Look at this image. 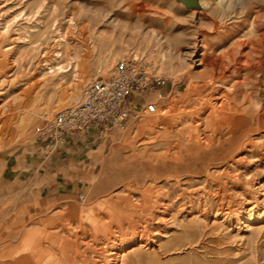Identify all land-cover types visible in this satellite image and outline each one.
I'll list each match as a JSON object with an SVG mask.
<instances>
[{
  "label": "rangeland",
  "instance_id": "rangeland-1",
  "mask_svg": "<svg viewBox=\"0 0 264 264\" xmlns=\"http://www.w3.org/2000/svg\"><path fill=\"white\" fill-rule=\"evenodd\" d=\"M194 5L0 0V264H113L112 251L149 237L156 242L141 251L154 249L158 258L144 256L138 264H194L192 257L206 264H264V219L246 212L248 200L255 201L252 190L264 184V125L249 119L264 111V0ZM213 19L237 26L247 41L249 68L226 78L247 118L234 133L224 124H203L197 139L189 137L190 120L204 123L212 109L206 99L224 90L202 89L208 62L241 41L223 44ZM123 56L140 57L169 79L173 94L159 101L156 115L130 121L83 151L43 154L33 130L81 102L91 81L110 74ZM220 209L231 211L221 225ZM193 213L205 218L195 242L182 234ZM157 216L166 220L158 223ZM154 228L159 235H152ZM176 234L181 237L169 242Z\"/></svg>",
  "mask_w": 264,
  "mask_h": 264
},
{
  "label": "built area",
  "instance_id": "built-area-1",
  "mask_svg": "<svg viewBox=\"0 0 264 264\" xmlns=\"http://www.w3.org/2000/svg\"><path fill=\"white\" fill-rule=\"evenodd\" d=\"M169 85L144 59L123 56L110 74L91 81L81 102L43 120L33 130V141L48 157L77 138L108 141L128 122L156 115L159 101L173 94Z\"/></svg>",
  "mask_w": 264,
  "mask_h": 264
},
{
  "label": "bare ground",
  "instance_id": "bare-ground-1",
  "mask_svg": "<svg viewBox=\"0 0 264 264\" xmlns=\"http://www.w3.org/2000/svg\"><path fill=\"white\" fill-rule=\"evenodd\" d=\"M195 1L196 0H182L183 4L191 5V6L192 5L195 6L194 5ZM251 2H253V1H251ZM252 4H254V3H251L250 5H252ZM138 7L141 8L142 5L138 4ZM133 10L136 11L135 8H133ZM250 14H251V10L250 9L248 11L244 12V15L242 16V18H243L242 22H245ZM259 17H260L259 14L254 15V19H253L254 22H257ZM218 23H216V21L214 19L212 20L213 30H217L218 28L221 27ZM221 28H222L221 30L217 31V35H218L217 38H219L218 40H220L223 44H226L228 40H232V39H234V37H237V36H239L241 41H239L238 43H236L234 45L232 44L233 46L236 47L235 49H233V50L231 49V50H228L226 52L225 49L227 47H225V49H224L225 53H223V54L221 53V55H219L217 58H212L213 60L209 59L210 61L208 62V65L211 66L212 68L209 67L211 69L208 70L203 75L204 83L202 85V89H206V90L207 89H213V90L215 89L216 91L217 90L219 91V87H220V88H224V90H222V92L220 91L216 95H211V96H209L206 99V104L212 105V106H210V107H212V109H211V111H209L208 114H206L207 116H206V120L204 121V123L202 121H200V120L199 121L198 120L197 121L196 120H192V119L190 120V122H189L190 123V125H189L190 126L189 137H191L192 134L195 133L194 137H196L198 139L197 135H198V133L200 131L201 126L203 124H207L208 122H210L209 126H211L212 129L224 124L226 126V128H227V131L229 133H234V131L236 129V126H238L239 123L245 121V119L247 118V115H246L245 111L244 110H240L237 107V105L234 104V101H233L234 99L231 98L229 90L230 89L231 90L234 89L233 88L234 86L229 85L228 82L226 81V78L228 77V73H230V71L240 73L241 71L246 70L247 68H249L250 63H249V61L247 59L246 54L244 55V52H243V49H244L243 47L247 43V41L245 42L243 40V42H242V37H244V36H243V34L240 35L241 31L239 30V28L237 26L233 25V27H231V28L228 27V26H224V27H221ZM204 34L207 35V32H204ZM249 45L251 46L250 43H249ZM257 49H259V48H257ZM236 50H237V52H236ZM45 65H47L50 73L54 72L53 67H52V65L50 63L46 62ZM79 65L80 64H78V61H77V64H74V66H73L74 71H78L79 70ZM62 70H63V68L61 67L60 71H62ZM229 79H231V78H229ZM239 82H241V81H239ZM229 83H230V81H229ZM243 86H244V83H243ZM240 87H241V85H240ZM189 91H191V90H189ZM210 94H212V93H210ZM213 98L215 100L218 99L219 101L216 102V103L215 102L212 103L211 100ZM249 119L251 120L250 125L252 123H255V125H261V126L264 125V111L262 113H259V114L255 115V116L252 115L251 117H249ZM205 139H206V136H205ZM205 139L203 141H205ZM189 142L192 143V141H189ZM194 142L197 145L199 144L196 141H194ZM161 144L162 145L163 144L166 145V144H168V142H165V141L162 142L161 141ZM192 144L189 145L190 148H192V146L194 145V144L193 145ZM207 144H209V143H207ZM192 156H196V155L193 154ZM252 191H251L252 194H254L256 196H253V197L251 196L249 198V199H254L255 200L254 202H251V200L250 201L248 200V202H247V204L249 205L246 208V212L248 213L247 216L251 219L253 215L257 214L258 215V217H257L258 219L257 220L261 221V220L264 219V211H262V213H258V212H259V207L264 205V184H261V185H258L257 187H254V189ZM230 212H229V209H227V210H224V209L221 210L220 209L217 212H215L218 215H221L222 217H224L223 220L219 222L220 225H221V223H223L224 220L229 218ZM189 218H190V220L186 223V225H184V231H182V234H185V235H187L189 237H192L193 238L192 241L195 242V240L198 239V237L200 235V231H201V229H202V227L204 225V219L205 218L203 219V218L199 217L195 213L191 214V216ZM157 219L159 220V221H157L158 223L166 220L165 218H162V217H159V216H157ZM243 224L245 226L246 231L254 230V227H251L250 224H246L244 222H243ZM215 229H218V227L215 228ZM154 231L155 232L152 235H154V236L155 235H159V231L160 230L155 229ZM180 237H181L180 234H176L175 235L176 241ZM150 241L156 242L153 238L149 237L148 239H146L144 241H141L139 243L131 245L130 247H128L127 250L112 251V254H110V261L114 260L115 263H113V264H118V263L126 264L128 258L130 256L134 255L136 257H139V255H142V254L144 256V253L141 250L144 249V247H146L150 243ZM155 244H156L158 250H160L161 247L165 246V244L162 241H160L159 243H155ZM153 250L154 249H151L150 251L153 252ZM153 255L155 256L156 254L153 252ZM107 257H108V254H107ZM130 259H131V257H130ZM198 262H202V261L198 260ZM245 264H252V262L251 261L250 262L247 261Z\"/></svg>",
  "mask_w": 264,
  "mask_h": 264
},
{
  "label": "crops",
  "instance_id": "crops-1",
  "mask_svg": "<svg viewBox=\"0 0 264 264\" xmlns=\"http://www.w3.org/2000/svg\"><path fill=\"white\" fill-rule=\"evenodd\" d=\"M96 140H90V139H86V138H77L76 141H73V142H70L68 145H66L65 147L63 148H60L59 151H57L54 155L50 156V157H59L61 156V154L63 153H77L79 151H83L88 144L94 142ZM175 238H172L171 240H169V242H176V239L174 240ZM144 256H149L151 257L152 259H157L158 258V254L157 255H153V252H151V254L149 255L148 253L145 254L144 252ZM143 254L142 255H139V257H136V256H130L126 262V264H138L142 261V259L144 258ZM141 259V260H140ZM196 258L195 257H192V263L194 264H206V263H201V262H198L195 260ZM131 260V261H130ZM129 261V262H128ZM134 261V262H133Z\"/></svg>",
  "mask_w": 264,
  "mask_h": 264
}]
</instances>
